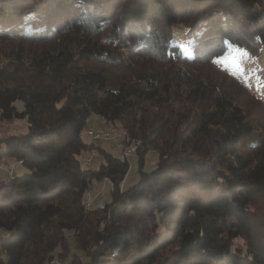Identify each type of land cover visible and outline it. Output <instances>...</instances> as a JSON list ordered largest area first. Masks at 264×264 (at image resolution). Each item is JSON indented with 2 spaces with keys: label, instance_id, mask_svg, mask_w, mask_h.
<instances>
[{
  "label": "trees",
  "instance_id": "obj_1",
  "mask_svg": "<svg viewBox=\"0 0 264 264\" xmlns=\"http://www.w3.org/2000/svg\"><path fill=\"white\" fill-rule=\"evenodd\" d=\"M230 44L264 47V0H0V125H27L0 135V161L27 170L0 181V264L71 245L68 264H264V126L242 104L264 99L213 62ZM91 114L137 144L126 190L128 158L82 138ZM103 179L111 202L85 208Z\"/></svg>",
  "mask_w": 264,
  "mask_h": 264
},
{
  "label": "rangeland",
  "instance_id": "obj_2",
  "mask_svg": "<svg viewBox=\"0 0 264 264\" xmlns=\"http://www.w3.org/2000/svg\"><path fill=\"white\" fill-rule=\"evenodd\" d=\"M213 62L219 67L235 75L243 84L248 86L253 93L264 99V47H261L257 55H250L243 48L230 44L225 53L213 58ZM245 98L246 96L242 95L241 99L243 100ZM242 104L246 105L244 110L251 117H255L254 120H260L264 126V112L262 107L253 105L247 99H245ZM15 105L19 109L22 107V104L19 100L15 102ZM85 128L91 129L93 131H102L108 129L107 126H105L102 118L96 114H91L88 117ZM112 130L111 138L102 140L100 143H98V146L109 154L119 157L124 145L121 142V136L116 134L118 132L116 131L115 133L113 128ZM26 131L27 125L23 121L8 124L6 127L0 125V135L25 134ZM88 137L90 138V136ZM88 137L84 131L82 133V138L86 142H89ZM85 156L86 154L83 153L80 156V161H82ZM137 157L138 156L136 154H132L128 157L129 169L123 182L121 183V190H126L138 180L139 166ZM92 159L93 160L91 164L86 166V168L96 170L103 163V156L101 153L96 151V155ZM144 160L143 170L150 171L156 164L157 154L153 151L147 152ZM11 169L13 170L14 176H20L27 172L26 168H24L21 163H16L13 160H7V162L0 161V181H5L8 179V177H13L9 173ZM87 194L89 197H86L85 199H88V201L91 202L92 209L102 208L104 205L111 202V185L108 181L103 179L101 182L93 183L92 188L88 190ZM251 211L253 213L252 218L255 222L252 231V243L256 251L264 252V200H257L254 206L251 207ZM69 238L71 239V236H69ZM237 243L241 244L242 242L238 240ZM72 253L80 254V252L76 251L71 245L67 254L61 256V260L63 259V264L71 263ZM54 254H58L57 251ZM83 261H85V258H83L81 264H84Z\"/></svg>",
  "mask_w": 264,
  "mask_h": 264
},
{
  "label": "bare ground",
  "instance_id": "obj_3",
  "mask_svg": "<svg viewBox=\"0 0 264 264\" xmlns=\"http://www.w3.org/2000/svg\"><path fill=\"white\" fill-rule=\"evenodd\" d=\"M112 128H108L106 130H102V131H93V130H87L85 133L90 136L91 140H105V139H110L111 138V134H112ZM114 133V132H113ZM113 137V135H112ZM127 144H131V146H137L136 142L134 141H127ZM88 151V150H87ZM94 157V152L93 150H89L88 151V155H86L84 158L85 159V165H89V163L91 162V159ZM120 158H123V151H121V154L119 156ZM83 163H84V159H83ZM85 206V208H89V201L88 200H83L82 202ZM46 264H55V257L51 258L50 260H48L46 262Z\"/></svg>",
  "mask_w": 264,
  "mask_h": 264
},
{
  "label": "built area",
  "instance_id": "obj_4",
  "mask_svg": "<svg viewBox=\"0 0 264 264\" xmlns=\"http://www.w3.org/2000/svg\"><path fill=\"white\" fill-rule=\"evenodd\" d=\"M136 148H137V146H131V144H126L123 147V149H122V151H123V158H120V159L128 158L129 156H131L132 154H134L135 151H136ZM85 159L86 158H84V165H85ZM11 170L9 171V173H10L11 176H14L13 170L12 171ZM55 264H63V261L59 257L55 256Z\"/></svg>",
  "mask_w": 264,
  "mask_h": 264
}]
</instances>
